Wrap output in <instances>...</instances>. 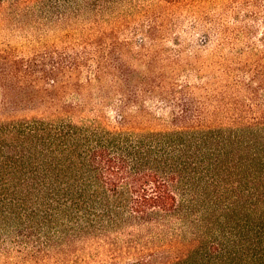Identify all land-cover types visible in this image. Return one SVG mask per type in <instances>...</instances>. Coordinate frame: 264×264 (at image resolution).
I'll return each mask as SVG.
<instances>
[{"label":"trees","instance_id":"obj_1","mask_svg":"<svg viewBox=\"0 0 264 264\" xmlns=\"http://www.w3.org/2000/svg\"><path fill=\"white\" fill-rule=\"evenodd\" d=\"M248 1L0 0V264H264ZM149 102L180 128L136 129Z\"/></svg>","mask_w":264,"mask_h":264},{"label":"rangeland","instance_id":"obj_2","mask_svg":"<svg viewBox=\"0 0 264 264\" xmlns=\"http://www.w3.org/2000/svg\"><path fill=\"white\" fill-rule=\"evenodd\" d=\"M203 1L206 7L205 12L209 16L218 20L221 23L227 22L231 25H235V24H239L241 20L250 23V22H254L253 19H256L254 15L257 12L256 11L257 8L253 6V4L251 5L248 4L249 3L248 0H237L235 2L232 0H203ZM262 8L264 10V0L262 1L261 9ZM245 15H248L246 19H244ZM250 16L253 19H250ZM188 23H190V21L186 22V24ZM186 24L184 25L186 26ZM260 27H263V25H261ZM178 31H181L180 28L178 29ZM194 32L195 33H192L191 36H193V39L195 38L196 40H198V38L201 37V34L198 33V31H194ZM258 36H261V32L259 33ZM212 45L213 47H215L214 43H212ZM148 106L151 108L153 115L145 118H139L138 121L135 123L136 129L139 130L146 128L149 130L155 129L157 131L159 130L173 131L180 128V125L176 123V121H174L173 118L170 116L171 111L168 112V110H170L169 108H166V110L164 111L163 108L160 107V105L153 102H149ZM109 114L111 118L115 119V115H116L115 113L110 112ZM180 191H181V185H180Z\"/></svg>","mask_w":264,"mask_h":264}]
</instances>
